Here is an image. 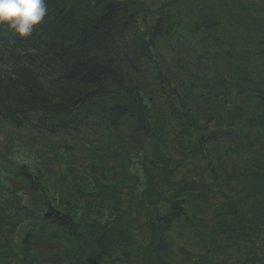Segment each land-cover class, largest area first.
<instances>
[{
	"label": "trees",
	"instance_id": "16d2710c",
	"mask_svg": "<svg viewBox=\"0 0 264 264\" xmlns=\"http://www.w3.org/2000/svg\"><path fill=\"white\" fill-rule=\"evenodd\" d=\"M144 1L46 0L29 37L0 27V120L103 133L122 174L59 204L39 171L5 169L0 264H264V12L222 40L226 10Z\"/></svg>",
	"mask_w": 264,
	"mask_h": 264
},
{
	"label": "rangeland",
	"instance_id": "374dc122",
	"mask_svg": "<svg viewBox=\"0 0 264 264\" xmlns=\"http://www.w3.org/2000/svg\"><path fill=\"white\" fill-rule=\"evenodd\" d=\"M163 1L145 0L144 2L150 8H155L154 5L159 7L162 5L160 2ZM212 1L219 3V8L223 9L222 13L226 10L224 17L221 18V26L217 31L222 40L224 39L223 36L226 37L228 31H243L245 24H247L244 17L251 21L252 18H259L260 11L264 12V0H200L196 4L200 7L205 3L203 5L204 11L216 13L208 5ZM235 1L243 6L240 7ZM190 13L191 10L188 9L187 15L189 17L192 15ZM235 19H238V21H233ZM259 25L261 24L250 25L252 33H260L262 27L259 29ZM201 38L202 35L199 34L197 39L200 40ZM176 40V37L173 36L167 41H161V44L168 42L173 45ZM163 56L170 63L165 54H161V58ZM183 57V55H180V58ZM159 60L160 58L157 59V61ZM147 67H153L156 70V65L151 61ZM161 68L171 74L175 71L173 66ZM151 73L152 70L142 71L145 83H153ZM102 134L43 137L42 135H36L29 128L17 130L10 124L0 120V179L2 180L0 190L3 191L4 195H8L9 185L7 186L6 182H14L13 176L15 174L10 175L5 169H14L20 165H25L32 172L39 171L38 173L42 175V182L49 192L50 200L53 197L55 198L51 201L64 204L65 201L72 198L74 200L89 191L93 194L92 188L94 189L95 185L107 184L113 176L116 177V172L119 173V177L122 176L117 169L120 161L117 164L113 159H110L112 157L110 154L114 151L110 141L112 138L102 137ZM130 160L132 171L136 175H140L139 160L137 158H130ZM122 165L127 169V172H130L127 164ZM11 177V180H7ZM140 189L141 187H138L137 190ZM120 199H123L121 195ZM18 228L21 229L20 226ZM136 234H134L135 237L138 236ZM176 262L185 264L186 258L182 255L176 256Z\"/></svg>",
	"mask_w": 264,
	"mask_h": 264
},
{
	"label": "clouds",
	"instance_id": "9594fccd",
	"mask_svg": "<svg viewBox=\"0 0 264 264\" xmlns=\"http://www.w3.org/2000/svg\"><path fill=\"white\" fill-rule=\"evenodd\" d=\"M46 12V0H0V27L25 39L39 26Z\"/></svg>",
	"mask_w": 264,
	"mask_h": 264
},
{
	"label": "bare ground",
	"instance_id": "6f19581e",
	"mask_svg": "<svg viewBox=\"0 0 264 264\" xmlns=\"http://www.w3.org/2000/svg\"><path fill=\"white\" fill-rule=\"evenodd\" d=\"M198 1H200V0H195V2H198ZM211 8H212V10H214V11H217V10H219L220 8V6H219V3L217 2V1H212V2H210L209 4H208ZM204 50V54H211V52H210V50H208L207 51V49H203ZM240 123V122H239ZM114 152V151H113ZM113 152L110 154L112 157H110V159H113V160H115L114 158H115V155L113 154ZM116 158H119V156H116Z\"/></svg>",
	"mask_w": 264,
	"mask_h": 264
}]
</instances>
